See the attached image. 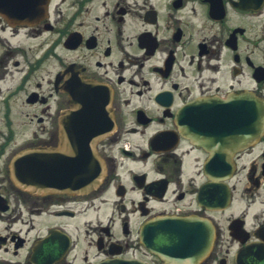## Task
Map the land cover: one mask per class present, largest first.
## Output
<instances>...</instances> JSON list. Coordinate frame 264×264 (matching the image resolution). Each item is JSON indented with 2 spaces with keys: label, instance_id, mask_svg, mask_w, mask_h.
Here are the masks:
<instances>
[{
  "label": "flooded vegetation",
  "instance_id": "1",
  "mask_svg": "<svg viewBox=\"0 0 264 264\" xmlns=\"http://www.w3.org/2000/svg\"><path fill=\"white\" fill-rule=\"evenodd\" d=\"M44 1L0 0V264H167L162 229L200 246L205 221L193 264H264V134L239 101H264V0H48L38 19ZM93 142L96 191L14 183L20 152Z\"/></svg>",
  "mask_w": 264,
  "mask_h": 264
},
{
  "label": "water",
  "instance_id": "2",
  "mask_svg": "<svg viewBox=\"0 0 264 264\" xmlns=\"http://www.w3.org/2000/svg\"><path fill=\"white\" fill-rule=\"evenodd\" d=\"M24 15L28 16L27 4H24ZM48 9V0L37 7V18H42ZM39 16V17H38ZM251 101V99L249 100ZM107 105V104H106ZM253 120V139L259 138L264 133V102L253 98V109L249 114ZM110 130L113 127V115L110 109ZM105 134L108 131L105 130ZM69 156V162L65 160ZM11 175L14 183L21 189L28 190L31 194H87L102 183L105 174V165L95 149V142L89 143L86 148L70 149L62 146L55 148H34L17 154L11 162ZM171 220H158V225L170 224ZM205 227L204 244L200 246L196 242L189 243L184 236L178 235L175 227L162 230L174 234L173 241L160 249L162 254L170 257H160L168 264H193L196 258L206 257H183L199 250L200 255L208 256L214 241V229L208 222H201ZM193 245L195 250H193ZM191 247V248H189ZM163 256V255H162ZM255 260L259 257H253ZM98 264H146L135 259L115 258L108 259Z\"/></svg>",
  "mask_w": 264,
  "mask_h": 264
}]
</instances>
